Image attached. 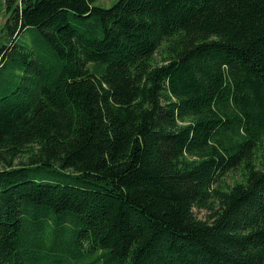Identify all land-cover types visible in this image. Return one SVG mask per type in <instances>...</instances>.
Wrapping results in <instances>:
<instances>
[{
  "label": "trees",
  "instance_id": "obj_1",
  "mask_svg": "<svg viewBox=\"0 0 264 264\" xmlns=\"http://www.w3.org/2000/svg\"><path fill=\"white\" fill-rule=\"evenodd\" d=\"M94 2L0 0V264H264V0Z\"/></svg>",
  "mask_w": 264,
  "mask_h": 264
},
{
  "label": "rangeland",
  "instance_id": "obj_2",
  "mask_svg": "<svg viewBox=\"0 0 264 264\" xmlns=\"http://www.w3.org/2000/svg\"><path fill=\"white\" fill-rule=\"evenodd\" d=\"M115 0H95L94 4L100 5L103 7H108L110 6ZM3 22V20H0V23ZM232 175L234 174H229L223 179V183L231 182L232 181ZM193 212L197 218L204 219L208 215V212L205 209L202 208H194Z\"/></svg>",
  "mask_w": 264,
  "mask_h": 264
}]
</instances>
